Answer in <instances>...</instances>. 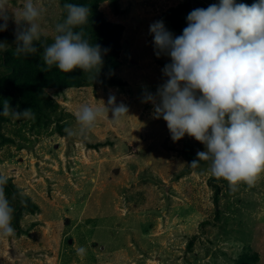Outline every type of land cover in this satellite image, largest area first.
<instances>
[{
    "label": "rangeland",
    "instance_id": "rangeland-1",
    "mask_svg": "<svg viewBox=\"0 0 264 264\" xmlns=\"http://www.w3.org/2000/svg\"><path fill=\"white\" fill-rule=\"evenodd\" d=\"M182 1L118 0L119 13L112 0L102 2L106 18L125 26L122 64L108 74L127 84L51 89L59 108L46 128L29 120L2 125L13 141L0 145V173L38 209L23 213L14 237H0V264H235L247 249L264 264V174L254 186L233 190L208 164L192 167L187 154L205 145L187 134L174 142L167 122L154 118L153 104L142 102L167 81L162 62L171 59L156 55L149 26ZM9 2L18 11L24 0ZM35 2L44 9L45 36L53 39L63 5ZM15 29L10 18L0 42L15 45ZM110 95L128 115L114 122L110 111L85 136L66 134L78 130L82 105L103 107ZM211 180L222 188L219 219Z\"/></svg>",
    "mask_w": 264,
    "mask_h": 264
},
{
    "label": "clouds",
    "instance_id": "clouds-1",
    "mask_svg": "<svg viewBox=\"0 0 264 264\" xmlns=\"http://www.w3.org/2000/svg\"><path fill=\"white\" fill-rule=\"evenodd\" d=\"M63 9L66 16L54 26V42L47 44L42 42L46 33L40 23L44 9L35 0H24L18 11L11 10L9 0H0V20L4 21L0 31L7 30L11 18L16 24V57L36 54L39 42L42 71L56 67L69 73L79 68L93 80L108 49L92 44L85 35L83 26L91 15L88 5L64 3ZM187 21L182 35L176 37L163 20L150 24L156 55H169L171 63L162 69L167 81L155 94L145 93L142 102L153 104L154 118L167 122L174 142L187 134L205 145L189 163L192 167L207 162L212 176L223 178L233 190L241 183L254 186L264 174V0L250 6L220 0L206 9L192 10ZM7 50L8 45L0 42V52ZM110 111L114 122L128 115V107L110 95L103 107L82 105L75 112L78 130L65 132L85 136ZM0 115L35 119L30 107L19 110L8 100L3 101ZM8 180L0 174V237L5 238L16 234L15 209L5 191ZM19 195L23 203V194ZM84 251L81 248L78 253Z\"/></svg>",
    "mask_w": 264,
    "mask_h": 264
},
{
    "label": "trees",
    "instance_id": "trees-1",
    "mask_svg": "<svg viewBox=\"0 0 264 264\" xmlns=\"http://www.w3.org/2000/svg\"><path fill=\"white\" fill-rule=\"evenodd\" d=\"M105 0H60L61 4L74 3L85 4L91 9V15L87 25L83 26L85 35L90 39L92 44L101 45L102 49L107 48L108 51L102 54L103 66L98 73L95 74L93 80L89 79V74L83 72L82 69L76 68L72 72L63 73L58 68L53 67L50 71H42L41 59L43 49L39 42L36 43L38 52L30 54L26 57H16L14 55L15 45L8 47L7 51L0 52V111L3 110V101L8 100L13 108L19 105V110L30 107L35 113V119L29 120L32 127H47L52 120V114L58 110V104L49 90L63 91L69 88H82L87 86H98L104 84L126 85L127 82L114 77L108 73L114 72L122 64V50H123V33L125 26L119 22H113L106 18L104 13L100 10L101 3ZM118 0H112L115 5L117 13ZM220 0H184L176 6H171L164 12L162 20L166 28L173 34L174 37L182 35L183 29L187 27V15L194 9L207 8L211 4H217ZM236 3H244L251 5L257 0H235ZM64 17L66 13L64 11ZM2 35H4L1 32ZM152 35V34H151ZM42 42L50 44L53 39L49 36L42 37ZM171 63V59L165 60L162 64ZM12 120L10 117L0 115V145L5 142L13 141L12 138L6 136L2 131V125ZM61 127V126H59ZM98 147L95 144L94 148ZM190 162L197 158L194 154H187ZM208 164L201 161L200 165ZM1 174V173H0ZM212 179V178H211ZM221 179V178H220ZM213 187V203L215 206V218L219 219L220 199L222 188L219 184L210 181ZM6 195L10 200V204L15 209L14 219L12 222L16 231H21L20 219L25 211L35 213L38 205L32 199L23 194V203H21V189L9 178L5 188ZM17 193L16 198L13 199V194ZM209 223V222H206ZM193 245V241L189 242V247ZM243 252L237 258L235 264H256L259 261V254L257 252Z\"/></svg>",
    "mask_w": 264,
    "mask_h": 264
},
{
    "label": "water",
    "instance_id": "water-1",
    "mask_svg": "<svg viewBox=\"0 0 264 264\" xmlns=\"http://www.w3.org/2000/svg\"><path fill=\"white\" fill-rule=\"evenodd\" d=\"M143 137H145V134H143Z\"/></svg>",
    "mask_w": 264,
    "mask_h": 264
}]
</instances>
